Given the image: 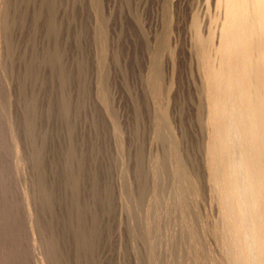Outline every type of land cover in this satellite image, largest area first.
<instances>
[{
    "label": "rangeland",
    "instance_id": "obj_1",
    "mask_svg": "<svg viewBox=\"0 0 264 264\" xmlns=\"http://www.w3.org/2000/svg\"><path fill=\"white\" fill-rule=\"evenodd\" d=\"M9 1L11 4L12 27L9 32L8 51H10V55L7 59V66L8 70L10 68L8 71L10 75L8 80L9 84L3 81L8 87L5 86L4 90L0 88V100L3 102L0 101V115L2 114L0 116V120H2L0 121V145L2 143L0 152H2L1 148L3 147V152L2 154L0 153V176L3 175L5 179L4 184H0V209L1 211L5 210L3 211L4 213L2 212L3 216H8L6 219L13 222L11 224L6 219H4L6 220L4 222L0 217L3 220L0 223L3 226L0 225V227H4L1 228L2 233H6L8 229H11L9 230L13 235L9 238L11 244L8 240L10 235L6 237L8 240V251L11 249L9 251L11 252L10 256H13L12 252H14L13 254L16 258L14 260L16 263L18 262V258L22 257L21 260H23L26 256L28 259L25 258V261L23 260V263L21 262L22 264H45L53 258V253H55L54 256L56 258V261L53 260L55 264L57 262V264H168L169 259L172 260H170L171 264L173 262L175 264H200V260L203 264L205 260H208L205 264H211L212 261V264L216 262L218 264L219 261L220 264L223 263L219 255L220 253H218L219 245L217 236L215 235L216 231H212V227L215 226L213 224H217L216 221L218 220V217L216 218L215 216L217 214V206L214 205L216 203H214L213 196L209 192L210 189H208L209 186L206 183L207 171L206 169L204 170L206 168L204 165L205 129L203 120V115H205V101L199 89V77L196 68L197 60L195 59L196 55L192 43L194 30L191 28L193 24L192 20L198 19L200 28L204 34L207 35L212 28L214 29L216 25L214 19L219 14L217 0H98V2L96 0ZM91 2L97 4H91ZM91 5H95L96 11L99 10V12H96ZM97 18L100 19L98 20ZM94 22H98V25L96 26ZM104 24L108 25L104 26ZM69 27L70 30H68ZM97 28L98 31H96ZM101 30H105V33ZM97 32L98 34H95ZM94 36L96 37L94 38ZM68 37L70 38L69 40ZM105 40L107 41L105 42ZM76 44L78 47H76ZM59 47L61 48L59 49ZM107 47L108 49H106ZM62 51L63 54H61ZM125 59L129 60V63ZM58 63L62 66L60 69ZM173 63L175 66L172 65ZM83 68L84 71H82ZM156 68H161L160 70L158 69L161 74L159 76L157 75L158 77L156 75V77L154 76V73L156 74L157 71ZM97 69L100 70L97 72ZM102 69L105 70L103 71ZM106 69L109 71L108 73ZM154 69H156L155 72H153ZM0 71L2 72V68ZM1 72L0 76L2 78ZM160 76L161 78L159 79ZM1 78L0 82L3 80ZM69 80L71 81L70 83ZM3 82L1 86L4 88ZM101 82L104 83L101 84ZM68 83L69 85H67ZM103 86L105 89H103ZM63 92L66 94L63 95ZM61 93L63 94L60 95ZM152 94L154 95L152 96ZM62 97L63 101L61 100ZM97 99H100V101ZM201 117L202 119H200ZM151 118L152 120H150ZM167 124L173 126L174 129L168 127L169 129H173V133L170 132L172 130L168 131L166 126L169 125ZM8 126L9 130H13L17 138L18 146L22 152L20 158L21 164L27 167L26 174L22 172V169L20 170L18 164L16 166L13 163L14 158L11 155L13 148L11 147L12 143L9 139L10 133L8 132ZM95 128L98 129L96 130ZM2 132L4 135H2ZM162 133L164 137L161 135ZM171 134H176L174 141L171 139ZM6 135L9 136L7 137ZM162 137L165 141H163L164 139ZM166 137L168 138L166 139ZM4 139L7 141H4ZM161 141L164 145L160 143ZM175 142L179 144V147L182 145V149L181 147L180 149L178 148L179 150L176 149L178 146ZM4 147L7 148L5 149ZM76 149L80 154L78 152L76 153ZM176 152L180 155L181 165L184 166V169L188 168L189 173L187 178L183 175L184 181L181 184L178 181L180 170L177 171L175 166L177 165V168L180 169V166L178 167L179 164H176L178 163V156H175L177 155ZM20 161L17 163H20ZM76 161L77 163H75ZM60 164L65 165L61 166V168ZM9 165L13 167L11 168ZM5 166L6 169H4ZM71 166L72 168L76 167L75 170ZM169 168L171 169V173ZM18 170L21 173H18ZM160 170L162 171L160 172ZM2 171L4 174L1 173ZM159 172L160 175H158ZM190 173L193 179L191 176L189 177ZM122 176L125 177L123 178ZM157 178H160L158 180H161V182ZM28 179L30 181L33 180L34 183ZM69 181H72V183H69ZM71 184L72 186L75 184L73 186L74 188ZM127 187L130 189L128 190ZM77 188L79 189L77 190ZM74 190L76 193H74ZM159 190L160 192H158ZM24 191L25 193H23ZM27 192H30V195ZM123 192L128 195H123ZM1 196L4 197L1 198ZM23 196H28L31 202H26L30 200L28 197L24 198ZM158 197L161 202L157 200ZM132 199H135V201ZM13 203L15 206H13ZM27 204H30L31 207L28 205L29 207L27 208ZM75 205L78 208L80 207V210L75 208ZM138 205L140 206L138 207ZM153 205H158V207H153ZM198 207L199 209H197ZM29 208L30 211L28 210ZM187 209H190L192 213L189 212L190 210L187 211ZM17 211L21 213L19 214ZM26 211L31 213L28 215ZM74 211L78 214V217ZM182 211H187V213L191 214H188L187 217V214L185 212V214H182ZM139 213L142 214L140 215ZM2 214L0 213L1 216ZM143 214L144 216H142ZM155 214L156 216H154ZM30 215L33 216L31 217ZM151 215L154 217V220ZM191 215L194 218L196 217V222L193 221L194 219ZM197 215L199 216L197 217ZM132 216H135V219H139V216H141L142 218L137 220L140 221L142 219V225L146 219L148 225L144 223L145 226H140V228H144L143 233V228H139L137 220H134ZM184 216L186 219H191V216V221H193L192 225L195 224L197 226L190 228L189 224L191 222L189 223L190 220L184 219ZM28 218L30 219L27 220ZM150 221H154L155 224ZM7 222L11 225H8ZM27 222H31L34 225L31 226L35 228H31ZM148 222L154 224L155 229L151 227V224L150 229H148ZM19 223L21 225H18ZM15 225L17 229H15ZM216 226L214 227L215 230ZM5 227L9 228L4 231ZM209 227L211 230H208ZM192 229L196 233L191 231ZM29 230H32V238ZM13 231H15L14 233L16 235ZM84 231V234L81 233ZM11 232L8 234H11ZM198 232L200 233L198 234ZM209 233L210 236L208 235ZM194 234L195 236L196 234L200 236H197L199 239L196 237L198 240L195 239V243H193L195 241L194 239L191 240ZM137 235L142 238H138ZM75 236H77L78 240ZM78 236H81V239ZM190 236L192 237L190 238ZM12 237H15L16 241L14 238L12 240ZM18 237L20 240H18ZM210 237H213L212 240ZM30 238H36L42 244L38 242L34 243L36 239L33 241ZM147 238L150 239L148 240ZM169 239L171 240L169 241ZM28 241L33 242H29V244ZM212 241L213 243L214 241L215 243L217 242L216 246L218 248ZM75 242H78L77 246ZM197 242L199 245L196 244ZM200 242H202V245ZM15 244L16 246L19 244L18 246L22 248H20V251L19 247H16L22 255H20L21 253H17L18 249L15 251L12 250L13 248L16 249ZM36 244H40L41 247L39 248V245L37 246ZM153 246L157 247L154 248ZM202 246L206 251L204 255H202L204 250L199 249L203 248ZM49 247L52 248L50 249L51 251H49ZM175 247L177 248L175 249ZM189 247H191V250ZM153 248L155 251L158 250L155 252ZM31 249L33 251L37 249L36 254L39 251V256L36 257L35 252L31 251ZM172 249L175 250L173 251ZM30 252L34 254H30ZM43 252L46 254L45 257ZM197 252L198 254L201 252V254L198 255ZM40 253L42 254L40 255ZM195 253L199 258H201L200 256H208L209 258L206 257V259L201 258L198 260V258L194 257ZM211 253L214 254V257L210 260V256H213ZM215 253L218 254L216 255ZM33 255L35 258L41 259H35ZM215 256H218V258H215ZM47 257L49 260H47ZM181 258L184 261H181ZM214 258L216 259L215 262ZM11 259L13 260L12 257ZM152 259H155V262ZM37 260L41 261L35 262ZM42 261L44 262L42 263Z\"/></svg>",
    "mask_w": 264,
    "mask_h": 264
},
{
    "label": "bare ground",
    "instance_id": "obj_2",
    "mask_svg": "<svg viewBox=\"0 0 264 264\" xmlns=\"http://www.w3.org/2000/svg\"><path fill=\"white\" fill-rule=\"evenodd\" d=\"M63 1V0H62ZM61 1V3H62ZM95 1V0H94ZM128 1V0H127ZM10 1L9 0H0V67L2 68V72H1V75H2V82L5 81L6 84H9L8 80H9V75L8 74V66H7V59H8V56L10 55V51H8V40H9V32H10V28L12 27L11 25V20H12V17H11V7H10ZM54 2V1H53ZM96 2H98V0H96ZM217 8L219 10V14L215 17V27L214 29L212 28L209 33L206 35L203 33V31L201 30L200 28V24H199V21L198 19H194L192 20L193 24L191 26V28L194 30V36L193 37V40H192V43H193V46H194V50H195V59L197 60V65H196V68H197V74H198V77H199V86H200V94L204 97V101H205V115L204 116V131H205V162H204V165L206 168H204V170L206 169L207 171V182L208 183L207 185L209 186L208 189H210V193L211 195L213 196L212 199L214 201V205L217 206L216 210H217V214L215 215L216 218L218 217V220L216 218L217 221V224L214 223L213 225H217L216 226V230H215V226L212 227V231L214 230V232L216 231V236H217V242H218V245H219V252L220 253L219 255L221 256V259L223 261L224 264H264V0H217ZM69 3V2H67ZM90 3V2H89ZM73 4V3H72ZM91 4H97V3H93L91 2ZM71 5V3H70ZM75 5V4H74ZM92 6V5H91ZM97 6V5H96ZM100 6V5H99ZM54 7V6H53ZM70 7V6H69ZM74 7V6H73ZM94 7L95 9V5L92 6ZM98 7V6H97ZM57 8V7H56ZM55 9V7H54ZM59 9V8H58ZM90 9V8H89ZM71 10V9H70ZM92 10V9H91ZM57 11V10H56ZM55 11V12H56ZM60 11V10H59ZM73 11V10H72ZM96 11V9H95ZM54 12V10H53ZM68 12V11H67ZM93 12V11H92ZM96 12H99L96 11ZM102 12V10H101ZM60 13V12H58ZM64 13V11H63ZM91 13V12H90ZM94 13V12H93ZM66 14V13H64ZM97 14V13H95ZM99 14V13H98ZM101 14V13H100ZM55 16V14H54ZM57 16V14H56ZM62 16V14H61ZM60 16V17H61ZM65 16V15H64ZM95 16V15H94ZM93 16V17H94ZM100 16V15H99ZM66 18V17H65ZM69 18V17H67ZM101 18H103L101 16ZM98 19V18H97ZM100 19V18H99ZM98 19V20H99ZM105 19V18H104ZM72 20V19H71ZM94 20V19H93ZM102 20V19H101ZM100 20V21H101ZM106 20V19H105ZM104 20V21H105ZM138 20V19H137ZM92 21V20H91ZM93 22V21H92ZM102 22V21H101ZM58 23V22H57ZM95 23V22H94ZM98 23V22H97ZM97 23L96 26L98 25ZM103 23V22H102ZM101 23V24H102ZM108 23V22H106ZM59 24V23H58ZM100 24V23H99ZM53 26V24H51ZM56 25V24H55ZM70 25V24H69ZM72 25V24H71ZM108 25V24H107ZM106 24H104V26H107ZM100 26V25H99ZM59 27V25H58ZM62 27V26H61ZM68 28V27H67ZM95 28V27H94ZM56 29V28H55ZM64 29V28H63ZM66 29V27H65ZM108 29V27H107ZM54 30V28H53ZM70 30V27L69 29ZM67 30V32H68ZM96 30V29H95ZM98 31V28L97 30ZM102 31V30H101ZM100 31V32H101ZM105 31V30H104ZM102 31V32H104ZM53 32V31H52ZM56 32V31H55ZM54 32V34H55ZM57 33V32H56ZM61 33V32H60ZM59 33V34H60ZM63 33V32H62ZM105 33V32H104ZM53 34V35H54ZM66 34V33H65ZM68 34V33H67ZM74 34V33H73ZM95 34H98L95 33ZM101 34V33H100ZM102 35V34H101ZM100 35V37H101ZM108 35V34H107ZM58 36V35H57ZM97 36V35H96ZM94 36V38L96 37ZM103 36V35H102ZM67 37V36H66ZM65 37V38H66ZM108 37V36H107ZM64 38V37H63ZM98 38V37H97ZM58 39V38H57ZM70 38L68 37V40ZM104 39V38H103ZM108 39V38H106ZM55 40V39H54ZM77 40V39H76ZM97 40V39H96ZM67 41V39H66ZM98 41V40H97ZM107 40H105L106 42ZM103 42V41H102ZM96 43V42H95ZM3 45V47H2ZM77 45V44H76ZM107 45V44H106ZM105 45V47H106ZM109 45V44H108ZM101 46V45H100ZM78 47V45L76 46ZM96 47V46H95ZM102 47V46H101ZM100 47V48H101ZM61 47H59L60 49ZM67 48V47H66ZM104 48V47H103ZM102 48V49H103ZM193 48V47H192ZM191 48V49H192ZM79 49V48H78ZM108 49V47L106 48ZM104 49V50H106ZM56 50V49H55ZM63 50V48H62ZM75 50V49H74ZM98 50V49H97ZM57 51V50H56ZM78 51V50H77ZM108 51V50H107ZM55 52V51H54ZM53 52V53H54ZM58 52V51H57ZM72 52V51H71ZM75 52V51H74ZM79 52V51H78ZM99 52V51H98ZM131 52V51H130ZM69 53V51H68ZM77 53V52H76ZM63 54V51L62 53ZM101 54V53H100ZM98 54V55H100ZM108 54H109V51H108ZM194 54V53H193ZM76 55H79V54H76ZM96 55V53H95ZM102 56V55H101ZM68 57V55H67ZM66 57V58H67ZM72 57V56H71ZM105 57V56H104ZM174 57V56H173ZM57 58V57H56ZM99 58V57H98ZM108 58V57H107ZM128 58V57H127ZM55 59V58H53ZM59 59V58H58ZM60 59H62L60 57ZM65 59V58H64ZM67 59H70V58H67ZM97 59V58H96ZM101 59V58H100ZM129 59V58H128ZM72 60V59H71ZM107 60V59H106ZM126 60V59H125ZM57 61V60H56ZM59 61V60H58ZM62 61V60H61ZM68 61V60H66ZM121 61V60H120ZM128 61L129 63V60H126ZM64 62V61H63ZM69 62V61H68ZM73 62V61H72ZM99 62V61H97ZM102 62V61H101ZM66 63V62H65ZM64 63V64H65ZM82 63V62H81ZM55 64V63H54ZM67 64V63H66ZM71 64V63H70ZM69 64V65H70ZM97 64V63H96ZM59 65V63H58ZM102 65H104L102 63ZM122 65V63H121ZM129 65V64H127ZM126 65V66H127ZM174 65V63L172 64ZM60 66V65H59ZM66 66V65H64ZM83 66V65H82ZM108 66V65H107ZM159 66V65H158ZM175 66V65H174ZM56 67V66H55ZM54 67V68H55ZM62 66L59 67V69L61 68ZM97 67V66H96ZM173 67V66H172ZM0 68V70H1ZM70 68V67H69ZM79 68V66H78ZM98 68V67H97ZM125 68V66H124ZM58 69V68H57ZM110 69V67H109ZM157 69V68H156ZM153 70V72H155V70ZM159 69V68H158ZM156 71V74L154 73V76L156 75H161L159 69ZM98 70L100 69H97V72ZM103 70V69H102ZM105 70V69H104ZM103 70V71H104ZM127 71V69H125ZM174 70V68H173ZM75 71V70H73ZM84 71V68L83 70ZM107 71V69H106ZM105 71V72H106ZM162 71V70H161ZM176 71V70H175ZM196 71V69H195ZM64 72V71H63ZM70 72V71H69ZM109 71H107L108 73ZM84 73V72H83ZM82 73V74H83ZM78 74V73H77ZM99 74V73H98ZM97 74V76H98ZM106 74V73H105ZM68 75V74H67ZM101 75V74H99ZM96 76V75H95ZM109 76V75H108ZM125 76V74H124ZM155 76V77H156ZM157 76V77H158ZM68 77V76H67ZM72 77V76H71ZM101 77V76H100ZM106 77V76H105ZM104 77V78H105ZM174 77V76H173ZM65 78V77H63ZM69 78V77H68ZM96 78V77H95ZM103 78V79H104ZM161 78V76L159 77V79ZM175 78V77H174ZM11 79V78H10ZM72 79V78H71ZM99 79V78H98ZM97 79V80H98ZM107 79V78H106ZM126 79V78H125ZM158 79V78H157ZM64 80V79H63ZM105 80V79H104ZM174 80V79H173ZM60 81V80H59ZM99 81V80H98ZM102 81V80H101ZM125 81V80H124ZM2 82H0V86L2 85ZM66 82V81H65ZM71 81L69 80V83ZM175 82V81H174ZM56 83V81H55ZM60 83V82H58ZM69 83L67 85H69ZM74 83V82H73ZM104 83V82H101V84ZM106 83V82H105ZM123 83V82H122ZM128 83V82H127ZM173 83V82H172ZM171 83V85H173ZM6 84L3 82V85H4V88L1 86L0 88H2L3 90L5 89V86ZM131 84V83H130ZM176 84V83H175ZM66 85V84H65ZM77 85V84H76ZM107 85V84H106ZM58 86V84H57ZM96 86V85H95ZM105 86V85H104ZM103 86V89H105ZM8 87V86H6ZM59 87V86H58ZM102 87V86H101ZM106 87V86H105ZM71 88V87H70ZM77 88V87H76ZM98 88V87H97ZM171 88V87H170ZM174 88V87H173ZM1 89V90H2ZM108 89V87H107ZM131 89V88H130ZM98 91V90H97ZM152 91V90H151ZM99 92V91H98ZM104 92V91H103ZM106 92V91H105ZM64 93V92H63ZM63 93H61L60 95H62ZM133 93V92H132ZM153 93V92H152ZM170 93V92H169ZM66 93H64L63 95H65ZM71 94V93H70ZM77 94V93H76ZM171 94V93H170ZM109 95V94H108ZM154 94H152L153 96ZM58 96V95H57ZM99 96V95H98ZM133 96V95H132ZM200 96V95H199ZM65 97V96H64ZM104 97V95H103ZM108 97V96H107ZM145 97V95H144ZM202 97V98H203ZM60 98V97H59ZM67 98V97H66ZM65 98V99H66ZM74 98V97H73ZM72 98V99H73ZM106 98V96H105ZM137 98V97H136ZM153 98V97H152ZM110 99V97H109ZM144 99V98H143ZM63 101V97L61 99ZM100 101V99H97ZM135 100V99H134ZM141 100V99H140ZM151 100V99H150ZM153 100V99H152ZM2 102V100H0ZM7 101V100H6ZM154 101V100H153ZM202 101V100H201ZM0 102V104H1ZM72 102V100H71ZM103 102V101H102ZM134 102V101H133ZM151 102V101H150ZM3 103V102H2ZM137 103V101H136ZM141 103V102H140ZM152 103V102H151ZM58 104V102H57ZM56 104V106H58ZM63 104V103H62ZM147 104V103H146ZM154 104H156V102H154ZM106 105V104H105ZM104 105V107H106ZM108 105V104H107ZM202 105V104H201ZM2 106V105H1ZM62 106V105H61ZM74 106V105H73ZM79 106V105H78ZM102 106V105H101ZM109 106V105H108ZM149 106V105H148ZM147 106V107H148ZM152 106V105H151ZM64 107V106H63ZM67 107V106H66ZM103 107V106H102ZM146 107V108H147ZM153 107V106H152ZM202 107V106H201ZM6 108V107H5ZM4 108V109H5ZM60 108V106H59ZM154 108V107H153ZM1 109V108H0ZM3 109V108H2ZM61 109V108H60ZM74 109V108H73ZM77 109V108H76ZM141 109V108H140ZM148 109V108H147ZM155 109H156V106H155ZM203 109V108H202ZM108 110V109H107ZM135 110V108H134ZM72 111V110H71ZM70 111V112H71ZM110 111V110H109ZM143 111V110H142ZM148 111V110H147ZM1 112V111H0ZM137 112V111H135ZM141 112V111H140ZM203 112V111H202ZM69 113V112H68ZM73 113V112H72ZM145 113V112H144ZM147 113H150V112H147ZM5 114V113H4ZM3 114V115H4ZM6 115V114H5ZM4 115V116H5ZM113 115V114H112ZM154 115V114H153ZM152 115V116H153ZM2 116V114L0 115ZM58 116V115H57ZM140 116V115H139ZM7 117V116H6ZM72 117V116H71ZM74 117V116H73ZM97 117V116H96ZM1 118V117H0ZM67 118V117H66ZM77 118V117H76ZM92 118H93V115H92ZM95 118V117H94ZM100 118V117H99ZM158 118V117H157ZM163 118V117H162ZM161 118V119H162ZM65 119V117H64ZM68 119V118H67ZM72 119V118H71ZM98 119V118H96ZM109 119V118H108ZM115 119V118H114ZM202 119V117L200 118ZM6 120V119H5ZM85 120V119H84ZM94 120V119H93ZM100 120V119H99ZM152 120V118L150 119ZM168 120V119H167ZM2 121V120H0ZM7 121V120H6ZM5 121V122H6ZM62 121V120H61ZM66 121V120H64ZM74 121V120H73ZM87 121V120H86ZM97 121V120H96ZM154 121V120H153ZM153 121H151L153 123ZM163 121V120H162ZM161 121V122H162ZM169 121V120H168ZM72 122V121H71ZM94 122V121H93ZM113 122V121H112ZM170 122V121H169ZM168 122V123H169ZM201 122V121H200ZM4 123V122H3ZM96 123V122H95ZM94 123V124H95ZM98 123V122H97ZM171 123V122H170ZM1 124V123H0ZM74 124H75V121H74ZM77 124V123H76ZM83 124V123H82ZM115 124V123H113ZM172 124V123H171ZM171 124H167L169 126H166L167 128L170 127V128H173V126ZM8 125V123H7ZM96 125V124H95ZM117 125V124H115ZM3 126H5V124H3ZM61 126V125H60ZM85 126V125H84ZM99 126V125H98ZM97 126V127H98ZM74 127V126H73ZM90 127V126H89ZM93 127V126H92ZM95 127V126H94ZM116 127V126H115ZM117 127H119L117 125ZM68 128V127H67ZM83 128V127H82ZM91 128V127H90ZM157 128V127H156ZM164 128V126H163ZM81 129V128H80ZM96 129V128H95ZM98 129V128H97ZM96 129V130H97ZM120 129V128H119ZM160 129V128H159ZM158 129V130H159ZM174 129V128H173ZM173 129H169L168 128V131L172 132L173 133ZM178 129V128H177ZM8 130H9V126H8ZM71 130V129H70ZM79 130V129H78ZM157 130V129H156ZM180 130V129H179ZM178 130V131H179ZM74 131V130H73ZM72 131V132H73ZM83 131V129H82ZM81 131V132H82ZM87 131V130H86ZM95 131V130H93ZM203 131V130H202ZM9 135H10V140H11V143H12V152H11V155L13 156L14 158V162L17 166L18 164V167H20V170L22 169V172L24 174H26V170H27V167L26 165H23L21 164V156H22V152L20 150V147L18 146V143H17V138L15 136V133L13 132V130H9L8 131ZM80 132V131H79ZM88 132V131H87ZM86 132V133H87ZM96 132V131H95ZM100 132V131H99ZM98 132V133H99ZM121 132V131H120ZM156 132V131H155ZM161 132H162V127H161ZM7 133V132H6ZM5 133V134H6ZM69 133V132H68ZM90 133V132H89ZM94 133V132H93ZM117 133V132H116ZM168 133V132H167ZM182 133V131H181ZM157 134V133H156ZM2 135L3 132H2ZM1 135V136H2ZM8 135V136H9ZM71 135V134H70ZM88 135V134H87ZM160 135V134H158ZM163 136V133L161 134ZM160 135V136H161ZM168 135V134H167ZM7 136V135H6ZM6 136H4L6 138ZM7 136V137H8ZM69 136V135H68ZM72 136V135H71ZM74 136V135H73ZM98 136V135H97ZM119 136V135H118ZM171 139L174 141L175 139V136L176 134H171ZM3 137V136H2ZM1 137V138H2ZM78 138V136H76ZM84 137V136H83ZM86 137V136H85ZM93 137H94V134H93ZM158 138V136H156ZM164 137V136H163ZM162 137V138H163ZM181 137V136H180ZM75 138V136H74ZM81 138V137H80ZM87 138V137H86ZM96 138V137H95ZM94 138V140H96ZM98 138V137H97ZM168 137H166L167 139ZM8 139V138H7ZM92 139V138H91ZM118 139H121V138H118ZM156 139V138H155ZM164 139V138H163ZM161 139V140H163ZM87 140V139H86ZM2 141V140H1ZM4 141H7L6 139H4ZM2 141V142H4ZM73 141V140H72ZM80 141V140H79ZM93 142V140H91ZM120 141V140H119ZM118 141V142H119ZM165 141V139L163 140ZM75 142V141H73ZM89 142V141H88ZM77 143V142H76ZM81 143V142H80ZM85 143V142H84ZM162 143V141L160 142ZM167 143V142H166ZM169 143V142H168ZM177 142H175L176 144ZM6 144V143H5ZM89 144V143H88ZM87 144V145H88ZM97 144V143H96ZM95 144V145H96ZM158 144V143H157ZM163 144V143H162ZM7 145V144H6ZM72 145V144H71ZM120 145H122L120 143ZM119 145V146H120ZM164 145V144H163ZM170 145V144H169ZM177 146L179 144H176ZM175 145V147H176ZM2 146V143L0 145V147ZM5 146V145H4ZM82 146V145H81ZM92 146V145H91ZM167 146V145H166ZM182 145H180L181 147ZM186 146V145H185ZM8 147V146H7ZM7 147H4L5 149ZM73 147V146H72ZM93 147V146H92ZM160 147V146H159ZM165 147V146H164ZM180 147H176V149H180ZM84 148V146H83ZM87 148V147H86ZM94 148V147H93ZM3 147L1 148V151L3 152ZM75 149V148H74ZM82 149V147H81ZM159 149V148H158ZM178 149V150H179ZM182 149V147H181ZM204 149V148H202ZM60 150V149H59ZM69 150V149H68ZM67 150V151H68ZM77 150V149H76ZM85 150V149H84ZM161 150V149H159ZM177 150V152H178ZM7 151V150H6ZM61 151V150H60ZM87 151V150H86ZM173 151V150H171ZM204 151V150H203ZM2 152H0L2 154ZM10 152V151H9ZM78 152V150L76 151V153ZM92 152V150H91ZM90 152V153H91ZM176 152V153H177ZM13 153V154H12ZM79 153V152H78ZM163 153V151H162ZM173 153V152H172ZM0 154V156H1ZM70 154V153H69ZM80 154V153H79ZM83 154V153H82ZM159 154V153H158ZM166 154V153H165ZM174 154V153H173ZM179 153H177V155L175 156H178V160L176 164H179L178 167L180 169L177 168V165L176 166V169L177 171H179V178H178V181L181 183H183L184 181V177L186 176L187 178V175L189 174L188 173V168L187 169H184V166H182L181 162H180V155H178ZM187 154V153H186ZM60 155V154H59ZM58 155V156H59ZM75 155V154H74ZM78 155V154H76ZM88 155V153H87ZM121 155V154H120ZM183 155V154H182ZM181 155V157H182ZM11 156V157H12ZM73 156V155H72ZM83 156V155H82ZM158 156V155H157ZM9 157V156H8ZM71 157V156H70ZM77 158V157H76ZM82 158V157H81ZM171 159V157H169ZM174 158V156H173ZM5 159V157H4ZM10 159V157H9ZM123 159V158H122ZM177 159V158H176ZM182 159V158H181ZM191 159V158H189ZM75 160V159H74ZM90 160V158H89ZM8 161V160H6ZM11 161V159H10ZM9 161V162H10ZM20 163H17L19 162ZM82 161V160H81ZM85 162V161H84ZM162 162V161H161ZM167 162V161H165ZM176 162V161H175ZM11 163V162H10ZM70 163V162H68ZM67 163V164H68ZM77 163V161L75 162ZM80 163V162H79ZM73 164V163H72ZM71 164V165H72ZM170 164V162H169ZM168 164V165H169ZM192 164V163H191ZM65 165V164H64ZM64 165H61L60 164V167L61 166H64ZM10 166V165H9ZM58 166V165H57ZM75 166V165H74ZM82 166V164H81ZM84 166V165H83ZM125 166V165H124ZM161 166V165H160ZM174 166V168H175ZM11 167V166H10ZM13 167V166H12ZM11 167V168H12ZM66 167V166H65ZM63 167V168H65ZM80 167V166H79ZM85 167V166H84ZM157 167V165H156ZM170 167V165H169ZM173 167V166H172ZM188 167V166H186ZM185 167V168H186ZM10 168V169H11ZM62 168V167H61ZM72 168V166H71ZM74 168V167H73ZM72 168V169H73ZM76 168V167H75ZM74 168V170H75ZM89 168V167H88ZM122 168V167H121ZM124 168V167H123ZM159 168V167H158ZM171 168V167H170ZM169 168V169H170ZM198 168V167H197ZM6 169V166L5 168ZM19 169V168H18ZM85 169V168H84ZM59 170V169H58ZM57 170V171H58ZM78 170V168H77ZM164 170V169H163ZM198 171V169H196ZM195 170V172H196ZM19 171V170H18ZM81 171V169H80ZM84 171V170H83ZM86 171V169H85ZM125 171V170H124ZM162 170H160L161 172ZM176 171V170H175ZM193 171V169H192ZM13 172V171H12ZM63 172V171H62ZM74 172V171H73ZM79 172V170H78ZM87 172V171H86ZM126 172V171H125ZM160 172L158 173V175H160ZM168 172V170H167ZM190 172V171H189ZM2 174H4V172L2 171L1 172ZM18 173H21L20 171ZM22 173V174H23ZM71 173V172H70ZM170 173H171V169H170ZM174 173V172H173ZM176 173V172H175ZM202 173V172H201ZM81 174V173H80ZM86 174V173H85ZM84 174V175H85ZM123 174V173H121ZM125 174V173H124ZM157 174V173H156ZM8 175V174H7ZM71 175V174H70ZM78 175V174H77ZM155 175V174H154ZM157 175V176H158ZM165 175V174H164ZM177 175V174H176ZM184 175V177H183ZM199 175V174H198ZM73 176H75L73 174ZM88 176V174H87ZM128 176V175H127ZM126 176V177H127ZM171 176H175V175H171ZM191 176V173L189 175V177ZM195 176V175H193ZM205 176V175H204ZM8 177V176H7ZM17 177V176H16ZM72 177V175H71ZM83 177V176H82ZM123 177V176H122ZM125 177V176H124ZM123 177V178H124ZM159 177V176H158ZM192 177V176H191ZM15 178V177H13ZM18 178V177H17ZM16 178V179H17ZM21 178V177H20ZM78 178V177H76ZM156 178V177H154ZM164 178V177H163ZM11 179V177H10ZM73 179V177H72ZM160 179V178H157V180ZM162 179V178H161ZM174 179V178H172ZM193 179V177H192ZM29 180V179H28ZM70 180V179H69ZM77 180V179H76ZM80 180V179H79ZM164 180V179H162ZM4 176H0V184H4ZM7 181V180H6ZM30 181V180H29ZM75 181V180H74ZM73 181V182H74ZM124 181V180H122ZM129 181V180H128ZM159 182H161V180H158ZM196 181V180H195ZM17 182V180H16ZM30 182L34 183L33 180H31ZM29 182V183H30ZM155 182V181H154ZM163 182V181H162ZM21 183V182H20ZM31 183V184H32ZM69 183H72V181ZM193 183V182H191ZM79 184V182H78ZM84 184V183H83ZM123 184V183H122ZM125 184V182H124ZM130 184V183H129ZM159 184V183H157ZM75 185V184H74ZM73 185V186H74ZM77 185V184H76ZM82 185V184H81ZM131 185V184H130ZM154 185V184H153ZM160 185V184H159ZM193 185V184H192ZM24 186V185H23ZM29 186V185H28ZM72 186V184H71ZM72 186V187H73ZM84 186V185H83ZM125 186V185H124ZM127 186V185H126ZM1 187V186H0ZM5 187V186H4ZM76 187V186H75ZM82 187V186H81ZM158 187V186H157ZM195 187V186H194ZM16 188V187H14ZM27 188V187H25ZM30 189L33 188V185H32V188L29 187ZM70 188V187H69ZM74 188V187H73ZM84 188V187H83ZM125 189V187H123ZM161 188V187H160ZM166 188V187H165ZM196 188H198L196 186ZM206 188V187H205ZM10 189V187H9ZM79 188H77L78 190ZM128 189V187H127ZM130 189V188H129ZM128 189V190H129ZM153 189V188H152ZM201 189V188H200ZM5 190V189H4ZM17 190V189H16ZM19 190V189H18ZM23 190V189H22ZM27 190V189H26ZM33 190V189H32ZM35 190V188H34ZM143 190V189H141ZM199 190V189H198ZM7 191V190H6ZM11 191V189H10ZM28 191V190H27ZM75 191V190H74ZM83 191V190H82ZM153 191V190H152ZM156 191V190H155ZM197 191V190H196ZM12 192H13V189H12ZM19 192V191H18ZM129 192V191H128ZM160 192V190L158 191ZM165 192V191H164ZM199 192V191H198ZM25 193V191L23 192ZM29 195H30V192H27ZM26 193V194H27ZM34 193V192H33ZM76 193V191L74 192ZM132 193V192H131ZM141 193V191H140ZM145 193V192H144ZM147 193V191H146ZM3 194V193H2ZM20 194V192H19ZM25 194V195H26ZM27 194V195H28ZM123 195L125 194L124 192L122 193ZM130 194V193H129ZM148 194V193H147ZM146 194V195H147ZM24 195V196H25ZM77 195V194H75ZM79 195V194H78ZM125 195H128V194H125ZM133 195V194H132ZM132 195H130L132 197ZM135 195V193H134ZM133 195V196H134ZM138 195V194H137ZM141 195V194H140ZM159 195V194H158ZM195 195V194H194ZM198 195V194H197ZM23 196V197H24ZM80 196V195H79ZM78 196V198H79ZM145 196V195H144ZM4 197V196H3ZM1 196V198H3ZM12 197V196H11ZM15 197V196H14ZM28 197V196H26ZM24 197V198H26ZM156 197V196H155ZM194 197V196H193ZM198 197V196H197ZM196 197V198H197ZM29 198V197H28ZM27 198V199H28ZM77 198V196H76ZM133 198V197H132ZM135 198V197H134ZM19 199V197H18ZM26 199V200H27ZM74 199V198H73ZM146 199V198H145ZM154 199V198H153ZM199 199V198H198ZM3 200V199H2ZM8 200V199H7ZM30 201H26V202H31V199L29 198ZM77 200V199H75ZM135 201V199H132ZM130 200V201H132ZM138 200V199H136ZM143 200V199H142ZM157 200L159 201V197L157 198ZM194 200V199H193ZM21 201V200H19ZM128 201V199H127ZM139 201V200H138ZM23 202V201H22ZM125 202V201H124ZM129 202V201H128ZM145 202V201H144ZM161 202V201H159ZM74 203V202H72ZM130 203V202H129ZM137 203V201H136ZM156 203V202H155ZM183 203V202H182ZM191 203V202H190ZM14 204V203H13ZM22 204V203H21ZM20 204V205H21ZM77 204H79V202H77ZM133 204V203H132ZM142 204V203H141ZM140 204V205H141ZM150 204V203H149ZM1 205V204H0ZM10 205V204H9ZM25 205V204H24ZM30 206V204H27V208ZM126 205V204H124ZM138 205V207L140 206ZM143 205V204H142ZM159 205V204H158ZM158 205H156L158 207ZM161 205V203H160ZM184 205V204H183ZM15 206V204L13 205ZM82 206V205H81ZM134 206V205H133ZM153 205V207H156ZM192 206V205H191ZM3 207V205H2ZM21 207V206H19ZM31 207V206H30ZM74 207V206H73ZM131 207V206H130ZM184 207V206H183ZM1 208V207H0ZM4 208H5V205H4ZM9 208V207H8ZM75 208L79 209L78 207H76L75 205ZM147 208V207H146ZM7 209V208H6ZM15 209V208H14ZM32 209V208H31ZM128 209V207H127ZM131 209V208H130ZM134 209V207H133ZM195 209V208H194ZM199 209V207L197 208ZM10 210V209H9ZM17 210H18V207H17ZM21 210V208H20ZM27 210V209H26ZM30 211V208L28 209ZM80 210V209H79ZM83 210V209H82ZM185 210V209H184ZM190 210V209H187V211ZM215 210V209H214ZM1 211V209H0ZM5 211V210H3ZM1 211L0 213L2 214ZM14 211V210H12ZM22 211V210H21ZM28 211V212H29ZM148 211V210H147ZM187 211L185 212L187 214V217H188V214ZM18 212V211H17ZM27 212V211H26ZM27 212V213H28ZM32 212V210H31ZM30 212V213H31ZM83 212V211H82ZM155 212V211H153ZM182 211V214L184 213ZM191 212V210L189 211ZM195 212V211H194ZM4 213V212H3ZM9 213V212H7ZM16 213V212H14ZM13 213V214H14ZM19 214L21 212H18ZM28 213V215L30 214ZM74 213L76 214V212L74 211ZM78 213V211H77ZM81 213V212H80ZM184 213V214H185ZM192 213V212H191ZM190 213V214H191ZM208 213V212H207ZM11 216H12V213L10 212ZM74 214V215H75ZM84 214V212H83ZM130 214V213H129ZM140 215L142 213H139ZM138 214V215H139ZM145 214V213H144ZM144 214L142 216H144ZM154 214V213H153ZM189 214V215H190ZM198 214V213H197ZM23 215V214H22ZM78 214H76L77 216ZM131 215V214H130ZM135 215V214H134ZM158 215V214H157ZM195 215V214H194ZM200 215V214H199ZM197 215V217L199 216ZM3 216V214H2ZM0 215V217L4 220L6 219L8 216L6 217H2ZM15 216V215H14ZM24 216V215H23ZM31 217L33 215H30ZM28 216V217H30ZM152 216V215H151ZM156 216V214L154 215ZM182 216V215H181ZM186 216V215H185ZM184 216V219H186V217ZM193 217V215H191ZM190 216L191 219H188L190 220L189 221V225H190V228L195 226L192 225L193 221L196 222V217L194 218L193 217V221L192 220V217ZM214 216V215H213ZM10 217V215H9ZM13 217V216H12ZM78 217V216H77ZM134 217V220H137L138 218L135 219V216H132ZM137 217V216H136ZM202 217V216H201ZM34 218V217H33ZM76 218V217H75ZM131 218V217H130ZM142 218L141 216H139V219ZM144 218V217H143ZM153 220H154V217L152 216ZM183 218V217H182ZM207 218V217H206ZM13 219V218H11ZM16 219V218H15ZM26 219V218H25ZM30 218H28L27 220H29ZM138 219V220H139ZM186 219V220H187ZM208 219V218H207ZM1 220V219H0ZM1 220L0 223L3 221ZM7 220V219H6ZM6 220H4V222H6ZM18 220V219H16ZM80 220V219H79ZM137 220V224H139V228L140 226H145L144 223H146V219H145V222H143V225H142V219L140 221ZM151 220V219H150ZM8 222H13L11 220H7ZM20 221V220H19ZM214 221V220H213ZM212 221V222H213ZM7 222V224H8ZM21 222V221H20ZM32 222V221H31ZM29 223L27 222V224H30V226L32 225V223ZM76 222V221H74ZM81 222V221H80ZM141 222V223H139ZM151 223L154 222V221H150ZM188 222V221H187ZM186 222V223H187ZM207 222V220H206ZM205 222V223H206ZM209 222V221H208ZM9 223V224H10ZM17 223V222H16ZM130 223V222H129ZM149 223V222H148ZM149 223V226H148V229H150V224ZM185 223V224H186ZM5 224V223H4ZM5 224V225H7ZM8 224V225H9ZM12 224V223H11ZM10 224V225H11ZM35 224V223H33ZM141 224V225H140ZM147 224V223H146ZM155 224V222H154ZM154 224H151L154 229ZM172 224V223H170ZM178 224V223H177ZM176 224V225H177ZM2 225V224H0ZM7 225V226H8ZM14 225V224H13ZM18 225H21L20 223ZM74 225V224H73ZM78 225H81V224H78ZM77 225V227H78ZM148 225V224H147ZM184 225V224H183ZM187 225V224H186ZM188 225V226H189ZM192 225V226H191ZM3 226V225H2ZM6 226V227H7ZM16 226V225H15ZM23 226V225H22ZM34 226V225H32ZM31 228H35V227H32ZM156 226V225H155ZM187 226V227H188ZM197 226V225H196ZM195 226V227H196ZM201 226V224H200ZM206 226V225H205ZM210 226V225H209ZM5 227V230L8 229ZM180 227V226H179ZM193 227V228H195ZM199 227V225H198ZM207 227V226H206ZM1 228H4V227H0V264H18V262H20V264L23 263V260L25 258H27L25 256V258L23 260H21V258H18V262L16 263V261L14 260L15 256H14V252H12V255L14 256H10L11 252L8 251V246H7V243H8V240L9 238H11L12 235V232L9 231L11 229H8L6 231V233H2L1 232ZM11 228V227H10ZM20 228V227H18ZM24 228V227H23ZM21 228V229H23ZM76 228V227H75ZM81 228V227H80ZM143 228V227H141ZM140 228V229H141ZM185 228V227H184ZM183 228V229H184ZM189 228V227H188ZM214 228V229H213ZM14 229V227H13ZM17 229V226L16 228ZM26 229V228H25ZM29 229V228H28ZM27 229V230H28ZM37 229V228H36ZM36 229H32V230H36ZM180 229V228H179ZM182 229V228H181ZM197 229V228H196ZM195 229V230H196ZM207 229V228H206ZM19 230V229H18ZM32 230H29L30 233ZM77 230V228H76ZM74 230V231H76ZM173 230V229H172ZM175 230V229H174ZM208 230H211L210 227ZM22 231V230H21ZM20 231V232H21ZM134 231V230H133ZM132 231V232H133ZM137 231V230H136ZM147 231V230H146ZM150 231V230H149ZM186 231V230H185ZM188 231V230H187ZM191 231H194L193 229ZM206 231V230H205ZM11 234H8L10 233ZM15 231H13L14 233ZM36 232V231H34ZM144 232V228H143V231L142 233ZM169 232V231H168ZM175 232V231H174ZM179 232V231H178ZM81 233H85L84 232H81ZM172 233V232H171ZM184 233V232H183ZM188 233V232H187ZM194 233H196L194 231ZM200 232H198L199 234ZM212 233V232H211ZM3 234H5V236H3ZM16 235V233H14ZM32 234V233H31ZM37 234V233H36ZM159 234V233H158ZM174 234V233H173ZM193 234V233H192ZM198 234H195L192 236H190V238L192 237L191 240H198L200 237ZM7 235L9 236L8 237V240H7ZM14 235V236H15ZM35 235V233H34ZM38 235V234H37ZM39 235H40V231H39ZM79 235V234H78ZM148 235V234H147ZM191 235V234H190ZM205 235V234H204ZM210 236V233L208 234ZM212 235V234H211ZM20 236V235H19ZM36 236V235H35ZM34 236V237H35ZM42 236V234H41ZM83 236V235H81ZM81 236H78L80 237L81 239ZM140 236V234H139ZM137 235L138 238H142V237H139ZM146 236V235H144ZM177 236V235H176ZM188 236V235H187ZM198 236V237H197ZM214 237V235H212ZM5 237V238H4ZM16 237V236H15ZM15 237H12V240L14 238L15 240ZM33 237V234L31 236V238ZM76 239L78 240L77 236H75ZM149 237V236H148ZM155 237V236H154ZM198 239H197V238ZM203 237V235H202ZM201 237V239H202ZM213 237H210L211 240ZM21 238V237H20ZM25 239V237H23ZM30 238V239H31ZM37 238V237H36ZM36 238H33L31 240H35ZM151 238V237H150ZM149 238V239H150ZM187 238V237H186ZM17 239V238H16ZM39 239V238H38ZM137 239V238H136ZM148 239V238H147ZM148 239V240H149ZM171 239H172V236H171ZM169 239V241L171 240ZM174 239V238H173ZM216 239V238H214ZM7 240V242H6ZM18 240L19 237H18ZM41 240V239H40ZM76 240V241H77ZM83 240V239H82ZM87 240V238H86ZM143 240V239H142ZM160 240V239H159ZM168 240V239H167ZM187 240V239H186ZM196 240L193 242L195 243ZM10 244H11V240H9ZM16 241V240H15ZM24 241V240H23ZM21 241V242H23ZM33 241H28L29 242H33ZM44 241V240H43ZM202 241V240H201ZM216 241V240H215ZM212 243L217 244V242L215 243ZM41 243L39 241H36L34 243ZM160 242V241H159ZM158 242V243H159ZM177 242V241H176ZM14 243V242H12ZM24 243V242H23ZM44 243V242H43ZM76 243V246H77V243L78 242H75ZM80 243V242H79ZM145 243V242H144ZM161 243V242H160ZM201 245H202V242H200ZM9 244V245H10ZM30 244V243H29ZM33 244V243H31ZM42 244V243H41ZM157 244V243H156ZM173 244V243H171ZM197 245L198 242L196 243ZM208 244V243H207ZM19 245V244H18ZM17 245V246H18ZM26 245V243H25ZM35 245V244H34ZM37 246L39 245V248L41 247L40 244H36ZM44 247H45V244H43ZM42 245V246H43ZM73 245H74V242H73ZM84 245V244H83ZM82 245V246H83ZM147 245V244H146ZM153 245H155V243H153ZM177 245V244H176ZM204 245V244H203ZM206 245V244H205ZM12 246V245H11ZM16 244H15V248L17 247ZM86 246V245H85ZM169 246V245H168ZM188 246V245H187ZM196 246V245H194ZM213 246V247H215ZM19 247V246H18ZM25 247V246H24ZM23 247V248H24ZM43 247V248H44ZM79 247V246H78ZM81 247V245H80ZM151 247V246H150ZM154 248L157 247V246H153ZM172 247V246H170ZM169 247V248H170ZM198 247V246H197ZM200 247V246H199ZM203 247V246H202ZM217 247V246H216ZM13 248V247H11ZM21 247H19L20 249ZM28 248V247H26ZM33 248V247H32ZM35 248V247H34ZM37 248V247H36ZM39 248H37L39 250ZM48 249V247H45ZM153 248V250H154ZM177 247H175L176 249ZM193 248V247H192ZM218 248V247H217ZM18 248L16 249H12V250H17ZM19 249L17 250L18 252L17 253H21V249L19 251ZM36 249V250H37ZM46 249V250H47ZM49 247V251H51ZM85 249V248H84ZM174 249V250H175ZM180 249V248H179ZM189 249L191 250V247H189ZM197 249V248H196ZM201 249L202 251L204 250V247L203 248H199ZM215 250H217L216 248H214ZM213 249V250H214ZM35 250V249H34ZM36 250L33 251L31 249V251L35 252L36 254ZM76 250V249H75ZM81 250V249H80ZM83 250V249H82ZM147 250V249H146ZM158 250V249H157ZM156 250V251H157ZM173 250V249H172ZM173 250V251H174ZM186 250V249H184ZM189 250V251H190ZM200 250V251H201ZM208 250V249H206ZM211 250V249H210ZM214 250V252H215ZM28 251V250H27ZM42 251V250H40ZM45 251V250H44ZM47 251V252H49ZM155 251V250H154ZM155 251V252H156ZM171 251V250H170ZM195 251H198V250H195ZM201 251V252H202ZM39 252V251H38ZM37 252V254H38ZM46 252V253H47ZM79 252V251H77ZM153 252V251H152ZM179 252V251H178ZM183 252V251H182ZM186 252V251H184ZM191 252V251H190ZM201 252H199L201 254ZM206 251L204 250L202 255H204ZM208 252V251H207ZM26 253V252H24ZM50 253H53V252H50ZM49 253V254H50ZM76 253V252H75ZM148 253V252H147ZM150 253V252H149ZM154 253V252H153ZM170 253V252H169ZM175 253V252H174ZM217 253V254H218ZM29 254V253H28ZM27 254V255H28ZM30 254H34L32 252H30ZM35 255L36 257L39 256L38 255ZM42 253H40L41 255ZM44 254V257H45V253L43 252ZM55 255V253H53ZM77 254V253H76ZM173 254V253H172ZM183 254V253H182ZM186 254V253H185ZM198 254V252H197ZM198 254V255H200ZM206 254V253H205ZM209 254V252H208ZM212 254V253H211ZM216 254V253H215ZM216 254V255H217ZM18 255V254H17ZM22 255V253L20 254ZM25 255V254H24ZM53 256V258L50 260V261H47V263L45 264H55L53 260L56 261V258L55 256ZM154 255V254H153ZM188 255V254H187ZM186 255V256H187ZM213 256H210V260L212 259V257H214V254H212ZM19 256V255H18ZM16 256V257H18ZM31 256V255H30ZM29 256V257H30ZM34 256V255H33ZM34 256V258H35ZM170 256V255H169ZM173 256V255H172ZM181 256V255H180ZM11 257L13 258V260L11 259ZM41 257V256H40ZM149 257V255H148ZM177 257V256H176ZM185 257V256H184ZM196 258L201 259V258H209L208 256H200L201 258H199V256H196V253H195V256ZM43 258V256H42ZM48 258V257H47ZM153 258H155L153 256ZM157 258V257H156ZM170 258V257H169ZM172 258V257H171ZM179 258V257H178ZM215 258H218V256ZM214 258V262H215V259ZM16 259V258H15ZM28 259V258H27ZM32 259V257H31ZM35 259H41V258H35ZM44 259V258H43ZM42 259V260H43ZM175 259V258H174ZM182 259V258H181ZM186 259V258H185ZM195 259V258H193ZM49 260V258L47 259ZM154 260L155 262V259H152ZM171 259H169V263L172 261H170ZM219 260V259H218ZM25 261V260H24ZM41 261V260H40ZM40 261H35V262H40ZM177 261V260H176ZM175 261V262H176ZM181 261H184L183 259ZM203 261V260H202ZM208 260H205L204 261V264L205 262H207ZM22 262V263H21ZM28 262V261H27ZM25 262V263H27ZM33 262V260H32ZM44 261H42L43 263ZM46 262V261H45ZM157 262V261H156ZM189 262V261H188ZM197 262V261H196ZM58 263V262H57ZM56 263V264H57ZM152 263V262H151ZM168 263V264H169ZM193 263V262H192ZM200 264H203V262L201 263V260L199 261ZM213 263V261H212ZM211 263V264H212ZM217 263V262H216ZM214 263V264H216ZM221 263V264H223ZM31 264V263H30ZM39 264V263H38ZM41 264V263H40ZM44 264V263H43ZM149 264V263H148ZM153 264V263H152ZM155 264H158V263H155ZM171 264V263H170ZM173 264H175L173 262ZM179 264V263H178ZM191 264V263H190ZM210 264V263H209ZM218 264H220V261L218 262Z\"/></svg>",
    "mask_w": 264,
    "mask_h": 264
}]
</instances>
